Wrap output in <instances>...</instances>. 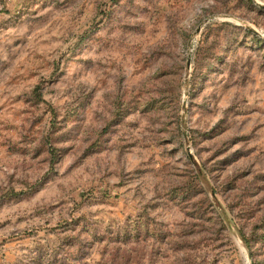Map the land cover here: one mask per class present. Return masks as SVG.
<instances>
[{"label":"rangeland","instance_id":"obj_1","mask_svg":"<svg viewBox=\"0 0 264 264\" xmlns=\"http://www.w3.org/2000/svg\"><path fill=\"white\" fill-rule=\"evenodd\" d=\"M0 264H264V0H0Z\"/></svg>","mask_w":264,"mask_h":264}]
</instances>
